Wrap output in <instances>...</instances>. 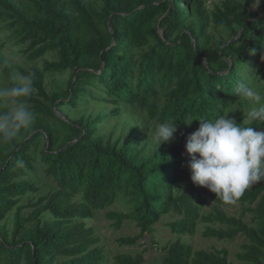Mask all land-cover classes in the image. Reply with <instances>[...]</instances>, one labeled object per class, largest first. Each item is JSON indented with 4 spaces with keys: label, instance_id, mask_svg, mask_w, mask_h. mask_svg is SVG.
I'll list each match as a JSON object with an SVG mask.
<instances>
[{
    "label": "trees",
    "instance_id": "trees-1",
    "mask_svg": "<svg viewBox=\"0 0 264 264\" xmlns=\"http://www.w3.org/2000/svg\"><path fill=\"white\" fill-rule=\"evenodd\" d=\"M262 25L264 0L257 9L246 0H216L212 9L205 0H0V26L25 45L29 59L57 54L41 67H20L32 76V93L23 99L35 119L13 140L0 138V264H106L86 219L122 198L128 210L107 212L116 227L131 218L144 234L174 213L180 217L171 228L179 235L195 234L202 221L207 237L248 239L238 253L243 261L234 262L227 248L195 249L178 237L163 246L162 264H264V181L236 201L239 214L227 213L216 194L202 211L209 190L192 181L183 187L191 178L185 144L199 120L227 112L241 124L247 118L236 89L262 84ZM66 70L65 85L49 91L46 72ZM0 71L6 87L19 82L3 56ZM112 117V129L103 132ZM165 122H176L177 131L157 149L152 136ZM37 161L55 189L18 205L10 229L3 219L19 197L39 189L21 178ZM141 234L118 242L133 245ZM112 264H146V257L118 252Z\"/></svg>",
    "mask_w": 264,
    "mask_h": 264
},
{
    "label": "clouds",
    "instance_id": "clouds-1",
    "mask_svg": "<svg viewBox=\"0 0 264 264\" xmlns=\"http://www.w3.org/2000/svg\"><path fill=\"white\" fill-rule=\"evenodd\" d=\"M259 5L260 0H253V8ZM32 86V76L27 75L13 87L0 88V105L12 106L11 111H0V138L4 141L13 140L32 125L34 112L23 99L31 95ZM236 92L250 106L244 123L230 117L231 112L199 120L185 144L192 182L206 187L225 204L235 203L249 187L264 181V131L252 127V122L264 123V93L243 82ZM192 121L184 123L190 126ZM176 131V122L160 123L152 136L157 149Z\"/></svg>",
    "mask_w": 264,
    "mask_h": 264
},
{
    "label": "rangeland",
    "instance_id": "rangeland-1",
    "mask_svg": "<svg viewBox=\"0 0 264 264\" xmlns=\"http://www.w3.org/2000/svg\"><path fill=\"white\" fill-rule=\"evenodd\" d=\"M246 2L252 7L253 2H249L248 0H246ZM205 4L208 9H212L216 4V0H205ZM9 32L10 31L8 29L0 26V56L4 57L6 63L14 71L18 80L25 76L24 73L20 70V67L31 68L35 65L41 67L43 65L44 59H55L57 57L56 52H48L40 58L29 59L23 52L25 45L15 43L14 40H11L9 38ZM69 76L70 70L62 72H46L45 83L47 89L51 91L59 88V86H64ZM261 82V85H258L254 88L264 93V79H262ZM5 87V81L0 71V88ZM243 101L245 102L244 109L248 112L250 106L247 101ZM1 106L3 105H0V107ZM8 107L12 108L11 105H8ZM229 116L235 119L238 118L237 114L233 112L229 113ZM243 119H246V117H244ZM115 120V117H112L110 121L104 125L102 129L103 132L108 133L112 129V124ZM255 130L264 131V128L258 127ZM118 132L119 129L116 130V133ZM21 178H28L34 181L39 186V189L37 191H28L26 194L19 197L18 203L9 211L7 217L3 219L2 223H6V225L10 229L13 227L14 214L16 213L18 205L27 204L30 200L35 201L39 196L55 189L56 186L51 178L47 177L44 174L42 165L38 161L36 170L34 172L29 171ZM191 181V178H187L186 180H184L183 187L188 188ZM215 203V193L209 191L207 203L203 207L202 211H209ZM222 207L229 214H239L242 210V205L239 202H235L232 204L224 203ZM31 209L32 207L29 206L25 207L24 210L30 211ZM109 210L125 211L128 210V204L126 200H124V198L119 199L106 208L97 210L94 217L86 219L87 224L93 226L95 234L99 236L98 244L104 247L107 255L106 264H112L114 255L118 252H142L146 257V264H162L163 246L168 245L178 237H180L185 242L191 243L195 249L203 248L207 250H216L217 248H227L229 252V260L234 262L243 261L238 256V253L243 250V244L248 241L247 237L243 234H239L231 240L218 239L216 237H207L203 235L205 223L199 221L195 234L187 233L179 235L171 228V222L180 217V215L174 213L164 214L161 219L153 226V229L151 231H147L144 234H141L140 226L135 220H132L131 218H125L122 225L120 227H116L114 225V219L109 218L107 215V212ZM51 216L52 214L49 211H45L46 218H50ZM245 219L251 222L250 212H248L247 216H245ZM136 234H141L137 243L133 245L119 244L118 238L120 236ZM244 263L252 264L251 262L248 263L246 261Z\"/></svg>",
    "mask_w": 264,
    "mask_h": 264
},
{
    "label": "water",
    "instance_id": "water-1",
    "mask_svg": "<svg viewBox=\"0 0 264 264\" xmlns=\"http://www.w3.org/2000/svg\"><path fill=\"white\" fill-rule=\"evenodd\" d=\"M141 7H142V6H141ZM109 27H110L111 32L113 33V32H114V29L112 28L110 21H109ZM239 34H240V32H239ZM239 34H238L236 37H238ZM114 40H115V36H114V34H113V40H112V42H111V45L114 43ZM226 43H227V42H226ZM226 43H224V44H226ZM205 63L207 64V59H205ZM76 71H77V68H75V71H74V76H75V77H76ZM60 115H62V113H60ZM30 136H31V134H30L29 136H27V138H29ZM47 140H48V137H47ZM70 143H71V142H68L64 147H67ZM3 167H4V166H2V167L0 168V170H1Z\"/></svg>",
    "mask_w": 264,
    "mask_h": 264
}]
</instances>
